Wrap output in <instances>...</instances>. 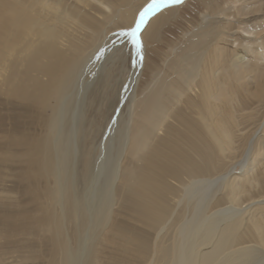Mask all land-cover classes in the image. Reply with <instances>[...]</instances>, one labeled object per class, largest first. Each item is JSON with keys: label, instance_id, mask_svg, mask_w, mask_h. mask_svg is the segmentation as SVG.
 I'll return each instance as SVG.
<instances>
[{"label": "bare ground", "instance_id": "bare-ground-1", "mask_svg": "<svg viewBox=\"0 0 264 264\" xmlns=\"http://www.w3.org/2000/svg\"><path fill=\"white\" fill-rule=\"evenodd\" d=\"M145 3L0 0V264H264V0Z\"/></svg>", "mask_w": 264, "mask_h": 264}, {"label": "snow or ice", "instance_id": "snow-or-ice-1", "mask_svg": "<svg viewBox=\"0 0 264 264\" xmlns=\"http://www.w3.org/2000/svg\"><path fill=\"white\" fill-rule=\"evenodd\" d=\"M184 0H146V3L139 10L135 22L126 30H122L120 35L127 37L135 50V55L142 59V39L141 31L151 17L156 15L162 9L169 5L182 4ZM103 49H100L97 56L103 54ZM135 63V61H133Z\"/></svg>", "mask_w": 264, "mask_h": 264}, {"label": "rangeland", "instance_id": "rangeland-1", "mask_svg": "<svg viewBox=\"0 0 264 264\" xmlns=\"http://www.w3.org/2000/svg\"><path fill=\"white\" fill-rule=\"evenodd\" d=\"M118 30H120V29H118ZM109 40H111L113 43H118L119 42L120 43V48L123 50L124 57H126V58L130 57V55H128V54H129V51L131 52V45L132 44H131L130 40L127 37L120 36V35H113V36L110 37ZM129 65H130V62L126 61L125 66H129ZM239 167L240 166H237V170L240 169Z\"/></svg>", "mask_w": 264, "mask_h": 264}]
</instances>
